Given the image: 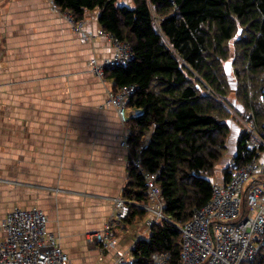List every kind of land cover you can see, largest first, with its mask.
<instances>
[{"label":"trees","instance_id":"obj_1","mask_svg":"<svg viewBox=\"0 0 264 264\" xmlns=\"http://www.w3.org/2000/svg\"><path fill=\"white\" fill-rule=\"evenodd\" d=\"M52 1L75 23L100 11L102 31L133 51L126 67L104 74L114 94L135 88L125 104L129 164L122 199L131 204L126 227L146 216L137 205L149 200V175H158L164 214L172 223L188 222L212 197L230 121L240 122L234 114L264 135V0H133V7L119 0ZM249 138L246 130L239 136L235 163L223 170L226 179L230 169L255 157ZM172 223L158 221L150 238L137 242L136 264H155L157 254L179 264L182 234ZM254 264H264V240Z\"/></svg>","mask_w":264,"mask_h":264},{"label":"crops","instance_id":"obj_2","mask_svg":"<svg viewBox=\"0 0 264 264\" xmlns=\"http://www.w3.org/2000/svg\"><path fill=\"white\" fill-rule=\"evenodd\" d=\"M50 5L0 0L1 215L37 207L73 264H116V254L128 256L150 231L145 216L109 251L86 240L103 230L127 183L129 154L120 142L128 126L108 103L111 84L86 70L88 59H108L114 50L100 36V11L88 13L77 31ZM120 5L133 7V0ZM88 35L94 45L83 43ZM232 103L240 115L246 112ZM230 122L236 147L242 125Z\"/></svg>","mask_w":264,"mask_h":264},{"label":"built area","instance_id":"obj_3","mask_svg":"<svg viewBox=\"0 0 264 264\" xmlns=\"http://www.w3.org/2000/svg\"><path fill=\"white\" fill-rule=\"evenodd\" d=\"M52 8L59 11L52 0ZM67 20L77 31L83 22L75 23L70 15ZM100 36L110 40L115 54L97 75L104 78L106 68L126 67L133 58L128 43L121 42L100 31ZM134 87L120 89L116 94L111 89L108 99L123 124L127 123L125 104ZM238 118L249 133L248 147L256 150L255 157L242 167L230 169L227 179L213 181L210 201L196 210L191 219L178 225L164 214L165 199L156 180L158 175L147 176L149 200L137 205L145 211L144 227L150 231L161 220L174 224L182 234L179 264H254L260 243L264 240V135L251 122ZM236 121V120H233ZM253 122V121H252ZM241 132V133H242ZM241 135V134H240ZM129 136V132H128ZM128 136L121 147L129 150ZM150 135L146 138L148 143ZM234 157L231 164L234 165ZM141 168L139 160L135 162ZM113 214L107 219L100 232L89 234V245L99 246L102 251L115 248L121 236L130 232L125 221L130 214L131 204L122 198L113 199ZM0 202V264H73L63 249L60 239L48 232L49 217L34 207L30 210L14 208L5 215ZM130 254H116V264H136L138 259ZM168 255H154L155 264H167Z\"/></svg>","mask_w":264,"mask_h":264},{"label":"rangeland","instance_id":"obj_4","mask_svg":"<svg viewBox=\"0 0 264 264\" xmlns=\"http://www.w3.org/2000/svg\"><path fill=\"white\" fill-rule=\"evenodd\" d=\"M119 1H121V0H119ZM51 6V5H50ZM1 8V7H0ZM52 8V7H51ZM52 11H54L53 9H51ZM55 12V11H54ZM58 13H60L59 11H58ZM62 14V13H61ZM62 15H65V14H62ZM65 21H67L66 20V18L64 19ZM7 24V23H6ZM29 26V23H26L25 24V27H26V29H28V28H30V27H28ZM73 26V25H72ZM84 27V26H83ZM26 34H28V32H25ZM80 33V32H79ZM80 34H82V33H80ZM92 36H90V35H88V37H86V38H83V43L84 44H92V45H94V41H92V39H90ZM105 39V38H104ZM106 41L112 46V48H113V50H114V54H115V48H114V46H113V44L110 42V40L109 39H106ZM25 44L26 45H28L29 44V40H27L26 42H25ZM28 51V48H25V52H27ZM114 54L112 55V56H110V57H108V59H104V58H97L98 56H93V58H91V59H88L87 61H86V70L87 71H89V73L90 74H92V75H94V77H96L97 79H99L100 81H102L103 83H107V81L102 77V76H100V75H97V72L98 71H100L102 68H100L101 66H104V65H106V63H107V61L109 60V59H112L113 58V56H114ZM227 72L229 73V74H231V65L230 64H228L227 66ZM109 88H111V86L109 87ZM108 88V92H109V89ZM108 92H107V94H108ZM234 100V99H233ZM108 103L109 104H111L110 102H109V99H108ZM238 124H239V122H238ZM236 132H238V131H234L233 132V129H232V133H231V135H230V138H229V140H228V144H229V147H228V150L226 151V153H225V155L223 156V158L220 160V162L218 163V165H217V167H216V169H215V174H214V180L215 179H217V180H222L223 178H224V173H223V170L225 169V168H227V167H230L232 164H231V161H232V158L234 157V155H235V153H236V147L235 146H233V143H232V140H231V137H235V135H234V133L235 134H237ZM121 143L122 142H120V147H121ZM233 146V147H232ZM232 147V148H231ZM231 149V150H230ZM126 151H128V153H129V150H127V149H125ZM217 180H215V181H217ZM10 184H12L13 182H9ZM14 184V183H13ZM50 220V219H49Z\"/></svg>","mask_w":264,"mask_h":264},{"label":"bare ground","instance_id":"obj_5","mask_svg":"<svg viewBox=\"0 0 264 264\" xmlns=\"http://www.w3.org/2000/svg\"><path fill=\"white\" fill-rule=\"evenodd\" d=\"M4 184V183H3Z\"/></svg>","mask_w":264,"mask_h":264}]
</instances>
